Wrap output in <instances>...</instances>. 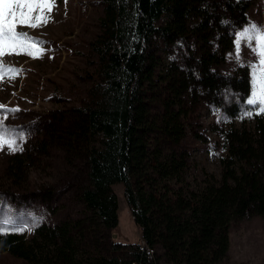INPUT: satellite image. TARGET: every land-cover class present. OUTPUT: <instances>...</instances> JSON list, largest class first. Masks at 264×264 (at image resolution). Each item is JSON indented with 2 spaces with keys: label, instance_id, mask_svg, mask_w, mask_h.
<instances>
[{
  "label": "trees",
  "instance_id": "obj_1",
  "mask_svg": "<svg viewBox=\"0 0 264 264\" xmlns=\"http://www.w3.org/2000/svg\"><path fill=\"white\" fill-rule=\"evenodd\" d=\"M101 3L86 98L30 113L33 133L1 178L6 192L22 184L26 192L28 171L51 160V183L23 197L40 199L60 220L34 226L28 237L0 222V254L27 264H227L231 224L264 217V115L250 128L232 122L250 95V68L220 71L251 0ZM203 106L230 121L211 128L226 156L219 180L192 186L188 143L209 140ZM13 115L23 116L0 109V122L10 127ZM115 185L139 244L114 239Z\"/></svg>",
  "mask_w": 264,
  "mask_h": 264
},
{
  "label": "rangeland",
  "instance_id": "obj_2",
  "mask_svg": "<svg viewBox=\"0 0 264 264\" xmlns=\"http://www.w3.org/2000/svg\"><path fill=\"white\" fill-rule=\"evenodd\" d=\"M102 0H55V7L51 11L49 22L36 29L19 27L17 30L39 41L42 54L39 58H32L26 54L6 55L3 64L18 70L14 79L5 77L0 81V105L4 110L21 111L22 117L12 116L8 129L15 130L23 136L17 143L20 149L33 133L34 117L30 113H47L55 110H66L86 98L88 89L92 86L88 78L94 75L98 55L90 48L99 34V21L102 18ZM256 25L264 29V0H251L247 11V22L237 29L234 45L228 54L226 64L220 68L222 73L230 72L235 66L246 64L250 68L252 80L253 68L250 65L259 63L253 52L255 47L252 41H241L239 58L236 57L235 41L239 34ZM41 63L38 72H25L31 66ZM250 96V95H249ZM252 111V115H247ZM256 109L247 105L239 117L232 122L237 127H252ZM202 122L207 128L208 141L203 143L191 139L188 146L192 149L190 166L186 178L192 186H202L210 177L216 180L221 176V159L226 156L223 141L211 131L213 126L225 127L230 121L222 117L217 111L203 106ZM17 126V128H13ZM28 125V126H27ZM22 126V127H20ZM27 126V127H26ZM19 127V128H18ZM18 151V150H17ZM17 151L11 152L5 148L0 150V222L17 228L30 236L36 225L56 224L59 215H51L41 203L40 199L23 196L35 192L40 186L49 185L52 174H56L52 161L47 159L39 170L31 168L28 171V181L22 184L21 189L13 191L7 189L3 177L7 160ZM118 199V226L113 230L114 239L123 244H139L140 231L134 224L126 206L122 185L113 186ZM0 264H27L25 261L14 258L6 253L0 254ZM227 264H264V217L251 215L243 220L231 224L229 234V250Z\"/></svg>",
  "mask_w": 264,
  "mask_h": 264
},
{
  "label": "snow or ice",
  "instance_id": "obj_3",
  "mask_svg": "<svg viewBox=\"0 0 264 264\" xmlns=\"http://www.w3.org/2000/svg\"><path fill=\"white\" fill-rule=\"evenodd\" d=\"M55 7V0H0V81L14 79L18 70L3 64V57L6 55L26 54L32 58H39L42 50L40 42L19 32V27L36 29L49 22L50 13ZM241 41H252L255 47L252 49L259 61L253 68L250 96L246 98V104L254 106L255 114L264 115V29L251 25L244 32L239 34L235 41L236 57L239 58ZM4 106L0 105V109ZM15 111V110H6ZM247 115H252L248 111ZM17 138L23 136L15 133V130L4 127L0 122V150L15 152L22 150L17 143ZM13 231H25L24 228H13ZM6 234V232H5Z\"/></svg>",
  "mask_w": 264,
  "mask_h": 264
},
{
  "label": "crops",
  "instance_id": "obj_4",
  "mask_svg": "<svg viewBox=\"0 0 264 264\" xmlns=\"http://www.w3.org/2000/svg\"><path fill=\"white\" fill-rule=\"evenodd\" d=\"M41 66V63H39V64H37V65H35V66H31V70H30V72L29 71H24L25 72V75H24V77L25 78H28V77H30V74L29 73H32V72H38V70H36L37 68H39V67Z\"/></svg>",
  "mask_w": 264,
  "mask_h": 264
}]
</instances>
